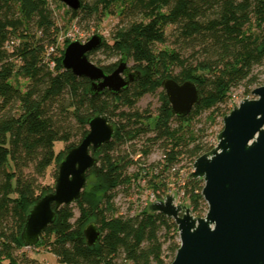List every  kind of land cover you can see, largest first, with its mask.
I'll return each mask as SVG.
<instances>
[{"label": "trees", "instance_id": "trees-1", "mask_svg": "<svg viewBox=\"0 0 264 264\" xmlns=\"http://www.w3.org/2000/svg\"><path fill=\"white\" fill-rule=\"evenodd\" d=\"M79 1V10L65 11L69 23L118 16L113 44L104 41L88 58L99 51L122 56L132 60L139 77L118 96H94L88 79L62 67L71 41L59 48L65 27H58L50 0H0V264H41L25 253L26 217L53 192L42 181L82 142L95 115L109 119L114 136L93 154L97 165L80 199L53 207L54 224L29 249L45 248L58 264L172 263L180 247L174 221L148 208L122 214L118 192H165L174 183L173 166L213 148L201 117L209 113V125L223 121L237 89L244 88L247 98L264 86V0ZM117 65L99 68L109 74ZM165 79L192 82L200 91L201 103L188 117L172 115L161 91ZM156 93L155 112L140 110V101ZM58 142L66 148L56 154ZM155 154L160 160L149 163ZM203 186L189 178L183 188L196 218L207 210ZM90 223L101 233L95 247L83 236Z\"/></svg>", "mask_w": 264, "mask_h": 264}, {"label": "water", "instance_id": "water-1", "mask_svg": "<svg viewBox=\"0 0 264 264\" xmlns=\"http://www.w3.org/2000/svg\"><path fill=\"white\" fill-rule=\"evenodd\" d=\"M72 11L79 0H59ZM94 35L86 43L71 42L63 54L62 67L76 78L90 81L89 92L100 96L120 95L138 77L122 58L116 69L106 73L90 62V53L103 45ZM172 115L188 117L202 96L192 82L178 84L165 79L161 84ZM223 119L218 144L194 163L192 179L204 182L202 197L207 205L204 218L193 217L186 206H174L173 197L149 206L152 213L172 219L180 247L171 264H264V86L252 91ZM89 132L75 148L65 152L57 166L53 192L43 196L29 211L21 232L26 248L35 247L56 220L55 209L72 206L86 189L88 174L97 165L93 154L110 143L115 130L104 115L88 120ZM83 236L88 247L99 244L101 233L88 224Z\"/></svg>", "mask_w": 264, "mask_h": 264}, {"label": "rangeland", "instance_id": "rangeland-1", "mask_svg": "<svg viewBox=\"0 0 264 264\" xmlns=\"http://www.w3.org/2000/svg\"><path fill=\"white\" fill-rule=\"evenodd\" d=\"M50 4L52 5V8L55 9L56 13V19H57V25L60 28L65 27V29L62 31L59 39L61 40L59 43V48L63 49L64 43L66 40H69L71 42H80V43H86L92 36L98 35L103 38V41H105L107 44L112 45V33L115 29V26L118 22V16L117 14L115 16H106L104 18H100V20H94V21H86L82 22L81 24H77L76 22L69 23L68 22V16L65 15V11L67 10V7L63 6L61 3H59L58 0H50ZM160 47V46H159ZM122 56H116L109 58L104 54L103 51L96 52L92 56L89 57V60L91 63L98 67H104L113 65L116 63H119L122 60ZM128 68L130 69V72H135L133 70V62L132 60H128ZM263 74L261 75V80L264 82V67L260 70ZM21 85L24 86V83L21 82ZM256 89V88H255ZM162 91V90H161ZM234 94L237 96L238 99L244 100L247 98L254 99L253 96L245 97V90L244 88L237 89ZM233 94V95H234ZM232 100V98H231ZM140 110H145L149 108L152 113L155 112V109L159 106L158 101V93L154 95H147L144 97L140 103H139ZM233 106V103L231 102V107ZM209 116V113L204 114L201 117V122L203 124H206L208 128V138L207 141L210 143V145H215L218 139V135L223 130V121H221L219 118L216 120V123L214 125H209L207 123V117ZM66 145L58 142L55 144L54 150L56 154L59 152L65 150ZM213 150V149H212ZM159 155L155 154L149 159V163H152L153 161L158 160ZM57 174V168L54 166L52 167L46 174V178L42 181L44 185L54 187L56 183L55 175ZM142 188V187H141ZM148 190L146 188H142L141 193L136 192V190L129 191L128 193L123 191L122 189L118 192V196L116 199V204L120 209V212L122 214H128L131 215L134 214V211H139L141 208V205H143V202L148 199L149 197H146L148 194ZM185 205L188 207V201H186ZM207 206V205H206ZM207 213V210H205L203 217ZM76 217L78 216V212L76 211ZM26 255L33 260H37L41 264H58L56 258L48 252L43 247L40 248H32V249H26ZM171 260L166 259V264H170ZM4 264H8L5 262Z\"/></svg>", "mask_w": 264, "mask_h": 264}, {"label": "built area", "instance_id": "built-area-1", "mask_svg": "<svg viewBox=\"0 0 264 264\" xmlns=\"http://www.w3.org/2000/svg\"><path fill=\"white\" fill-rule=\"evenodd\" d=\"M60 41L61 40L59 39V42ZM49 51L52 53L54 50L51 48ZM231 98H232L231 102L233 103L232 109L234 107H237L240 104V102L242 101V100L238 99L235 94L232 95ZM247 99H250V98H247ZM217 144H218V140L214 146L211 145L213 147L212 149H214L217 146ZM159 160H160V157H158L157 161H159ZM157 161H153V162H157ZM195 161H192V162L191 161H184L183 163H181L179 165L173 166V168L171 169V174L176 175L172 180L174 183L169 185L168 189L165 192L163 191L162 193L160 191H157V192L149 191L147 196H146L149 198L143 202V205H141L140 210H143L146 208L149 209L150 205H153L156 203L155 201L161 202V203L165 202L166 198H167L166 196L173 197V199H174L173 205L174 206H179V205L186 206L185 203L187 200L185 198V193H184L183 188L185 187L186 181L189 178H191V174L194 171L193 166H194ZM193 217H195V216L193 215ZM26 249H29V248H26Z\"/></svg>", "mask_w": 264, "mask_h": 264}]
</instances>
